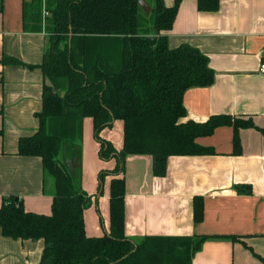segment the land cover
I'll list each match as a JSON object with an SVG mask.
<instances>
[{
  "label": "crops",
  "instance_id": "obj_1",
  "mask_svg": "<svg viewBox=\"0 0 264 264\" xmlns=\"http://www.w3.org/2000/svg\"><path fill=\"white\" fill-rule=\"evenodd\" d=\"M30 1L0 0V208L4 197L14 195L27 211L51 214L53 195L45 186L42 159L18 150L20 138L39 128L41 64L53 49L44 10L40 28L33 11L25 22L24 5ZM163 33L170 47L199 48L215 72L212 85L185 92L183 120L229 114L252 119L257 127L239 130L238 152L231 125L199 137L216 153L171 156L163 177L154 175L151 155H128L121 174L125 233L135 242L150 235L209 236L191 264H264V0H220L212 12L199 10L198 0H181L172 29ZM83 130L90 142L82 152V188L92 198L85 210L86 233L102 236L110 230L114 175H106L99 188V173L113 170L117 161L100 157L91 118H85ZM101 135L120 150L123 122L116 120ZM239 185L250 186L252 193H239ZM44 248L43 239L7 237L0 229V264H37Z\"/></svg>",
  "mask_w": 264,
  "mask_h": 264
},
{
  "label": "trees",
  "instance_id": "obj_2",
  "mask_svg": "<svg viewBox=\"0 0 264 264\" xmlns=\"http://www.w3.org/2000/svg\"><path fill=\"white\" fill-rule=\"evenodd\" d=\"M140 0H32L24 17L33 11L40 28L42 11L51 30L53 49L45 54L42 110L36 113L38 130L21 137V155L42 159L44 182L52 180V213L27 211L23 200L6 196L0 208L3 235L43 239L37 264H191L209 236H145L135 242L125 233L124 195L128 155L148 154L153 173L167 174L168 160L176 155L215 154L199 137L224 125L239 130L257 127L252 119L216 114L206 121L187 116L184 94L192 87L215 82L208 56L188 43L170 47L164 31L172 29L181 0L167 6L148 0L147 14ZM220 0H198L201 11H217ZM149 17H148V16ZM150 21V22H149ZM16 62L15 59L9 58ZM18 62V60H17ZM85 118L93 121L102 159L116 158L113 170L99 173V188L106 175L110 185V230L88 236L85 210L92 198L82 188V149ZM116 120L123 122V146L117 150L101 133ZM239 193L251 187L237 186Z\"/></svg>",
  "mask_w": 264,
  "mask_h": 264
},
{
  "label": "rangeland",
  "instance_id": "obj_3",
  "mask_svg": "<svg viewBox=\"0 0 264 264\" xmlns=\"http://www.w3.org/2000/svg\"><path fill=\"white\" fill-rule=\"evenodd\" d=\"M147 14H149V13H147ZM148 16V15H147ZM149 17V16H148ZM150 22V21H149ZM83 132H84V130H83ZM89 138V136L88 137H86L85 135H84V137H82V140L81 141H79V146L81 147V149H82V152H84V149H85V146H87V144L90 142V140L88 139ZM93 141H95L94 139H93V136H91L90 137ZM87 139H88V141H87ZM46 188H47V190H51V188H52V180H51V178L50 177H48L47 176V179H46Z\"/></svg>",
  "mask_w": 264,
  "mask_h": 264
},
{
  "label": "water",
  "instance_id": "obj_4",
  "mask_svg": "<svg viewBox=\"0 0 264 264\" xmlns=\"http://www.w3.org/2000/svg\"><path fill=\"white\" fill-rule=\"evenodd\" d=\"M140 5L143 7V9L147 12L150 13L151 12V6L149 5V3L146 0H140Z\"/></svg>",
  "mask_w": 264,
  "mask_h": 264
},
{
  "label": "built area",
  "instance_id": "obj_5",
  "mask_svg": "<svg viewBox=\"0 0 264 264\" xmlns=\"http://www.w3.org/2000/svg\"><path fill=\"white\" fill-rule=\"evenodd\" d=\"M260 71L264 74V62L261 64Z\"/></svg>",
  "mask_w": 264,
  "mask_h": 264
}]
</instances>
